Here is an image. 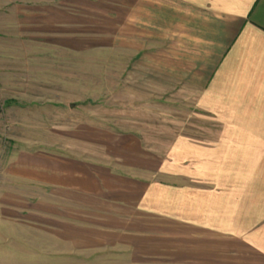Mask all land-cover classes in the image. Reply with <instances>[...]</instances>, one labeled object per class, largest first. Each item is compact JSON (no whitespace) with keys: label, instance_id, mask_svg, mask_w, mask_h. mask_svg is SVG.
Listing matches in <instances>:
<instances>
[{"label":"crops","instance_id":"crops-1","mask_svg":"<svg viewBox=\"0 0 264 264\" xmlns=\"http://www.w3.org/2000/svg\"><path fill=\"white\" fill-rule=\"evenodd\" d=\"M45 1L55 49L124 55L205 121L169 143L108 131L82 156L12 152L0 198L31 258L264 264V0Z\"/></svg>","mask_w":264,"mask_h":264},{"label":"rangeland","instance_id":"rangeland-1","mask_svg":"<svg viewBox=\"0 0 264 264\" xmlns=\"http://www.w3.org/2000/svg\"><path fill=\"white\" fill-rule=\"evenodd\" d=\"M44 2L0 0V193L10 188L4 167L12 152L82 156L108 131L144 132L169 143L204 124L187 88L128 64L124 55L55 49L45 33L51 26L44 22L50 9ZM2 202L0 264H44L31 258L37 247H29L27 233L20 239L22 232L12 227L20 225L10 220L18 214Z\"/></svg>","mask_w":264,"mask_h":264}]
</instances>
